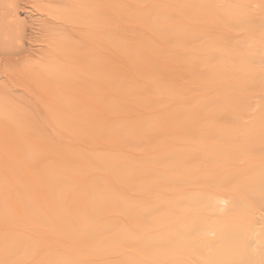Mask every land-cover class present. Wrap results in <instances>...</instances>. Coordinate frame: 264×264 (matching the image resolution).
I'll return each instance as SVG.
<instances>
[{
	"label": "bare ground",
	"instance_id": "1",
	"mask_svg": "<svg viewBox=\"0 0 264 264\" xmlns=\"http://www.w3.org/2000/svg\"><path fill=\"white\" fill-rule=\"evenodd\" d=\"M48 1L0 82V264H264V0Z\"/></svg>",
	"mask_w": 264,
	"mask_h": 264
},
{
	"label": "rangeland",
	"instance_id": "2",
	"mask_svg": "<svg viewBox=\"0 0 264 264\" xmlns=\"http://www.w3.org/2000/svg\"><path fill=\"white\" fill-rule=\"evenodd\" d=\"M4 0H1L0 3H2ZM12 3L18 7V19L23 24V34L19 39L16 37V34H14L15 30L13 26L9 25L7 23V17L9 15V10L12 7ZM0 47L3 50V53L0 54V82H2L5 79V72L10 70L7 68H12L13 65H16V62L20 60L22 57H26L30 52L34 51L35 49H39V47H42V44L37 41V37L40 36L41 30L45 26V22L49 19L56 18L55 15L57 11V8H61V5L56 3H51L48 0H5L3 4L0 6ZM6 20V21H5ZM110 25V24H109ZM48 26V25H46ZM107 26V29L110 30ZM118 28L119 25H116ZM13 28V29H12ZM83 32H86L84 30ZM68 35L70 37L73 36V31L68 28ZM8 34V36H6ZM6 37V38H5ZM8 37V38H7ZM11 37V38H10ZM5 39V40H4ZM8 41H7V40ZM75 39V38H74ZM97 40H101V38H97ZM4 41V42H3ZM80 43L83 44L85 47H91L90 38H81ZM5 43V44H4ZM4 44V45H3ZM3 46V47H2ZM7 51V52H5ZM44 111V112H43ZM257 110L250 111L249 117L245 116L246 122H251L254 120V115H256ZM36 114L40 117L41 122L43 126L46 129V133H54L55 131H58V125L51 120L52 118L47 114L45 111V108L39 107L36 111ZM255 126L254 125H248L245 127H242L240 129V136L242 137L248 133L249 131H254ZM54 135V134H52ZM239 137V136H238ZM238 137L236 140H238ZM61 142L64 144L65 139L60 138ZM241 145H243L242 141H238ZM249 143V142H248ZM264 143L261 142V145ZM247 147V143H244ZM257 153L254 155L253 152H251V157L248 159H251L254 161V158H259V151H256ZM242 152H227L224 154L223 162H225V173L228 174V178L224 180V182L221 184V190L226 195L230 191V189L236 184V181H234V175L239 174L244 177L249 175L251 164L246 161L247 158L241 157ZM234 156V157H232ZM234 158V159H233ZM220 161V160H219ZM221 162V161H220ZM255 164V163H254ZM255 168H257V164H255ZM255 181L257 184L261 187V185H264V165L262 166L261 174H257L255 177ZM223 195V194H222ZM225 196V195H223ZM148 208L151 206V203L147 204ZM152 210L148 209L145 211V215L149 216ZM153 214V213H152ZM214 236V235H213ZM212 236V237H213ZM253 241H251L252 243ZM254 243V242H253ZM182 253L188 252V249L181 250ZM228 255L227 253H222L223 260L227 259Z\"/></svg>",
	"mask_w": 264,
	"mask_h": 264
}]
</instances>
